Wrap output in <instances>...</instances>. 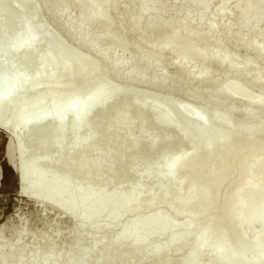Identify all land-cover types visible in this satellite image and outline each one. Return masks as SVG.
Masks as SVG:
<instances>
[{
  "label": "bare ground",
  "instance_id": "1",
  "mask_svg": "<svg viewBox=\"0 0 264 264\" xmlns=\"http://www.w3.org/2000/svg\"><path fill=\"white\" fill-rule=\"evenodd\" d=\"M41 1L43 0H39ZM119 1L82 0L85 4H94L95 7L81 14L75 24L94 25L99 18L98 6L104 7L106 13H111L117 8ZM226 1L220 0V5L225 4ZM243 1H246V6L240 9L239 4ZM249 1L251 0H236L237 5L233 10H236L235 21L238 25H233V21L229 23L233 29L234 26L245 25L246 29L251 31L254 25L264 22V0H259L260 4L256 8H250L247 4ZM123 2L128 9L130 0H122ZM141 2L161 5L164 0H141ZM208 2L209 0H190L184 2L182 6L184 12L188 8L187 13L191 10L189 13L196 12L191 13L195 15L206 12ZM38 3L36 0H0V111L9 107L21 89L32 86L31 92H38V87L34 86L32 81L40 82L52 73L54 79L39 93L35 103L26 102L22 108L16 110L7 123L0 119V129L11 133L18 144L17 153L13 154L11 146L8 149L9 161L18 171V197L30 200L33 205L41 209H52L63 216L66 215L78 230L79 227H88L90 235L97 237V240L92 243L86 238L84 241L83 236L79 235L80 232L79 236H75L73 244L76 247L78 246L76 243L83 241L81 252L74 253L76 251L74 247L75 251L71 252L72 254L64 262L61 256L66 249L63 250V247L62 250L58 249L59 251L50 249L46 255L38 258L37 249L33 246L23 258L14 261L12 254L15 249L5 254L1 252L3 244H0V264H34L35 260H37L35 264L37 262L53 264V260L54 264H195L197 256H201L200 264H220L219 258L218 261L211 262L206 259L213 258L221 250L222 255L228 254L227 262L221 264H264V186L259 194L254 192L264 183V148H258L260 145L258 142L264 136V132L256 125L258 119L264 115L262 110L264 97L260 98L261 100L257 101L254 107L249 106L244 111L241 109L242 117L239 119L243 121L240 120L238 124V118L237 123L233 121L236 119L233 115L236 116L240 109L235 105L238 102L245 104L248 98L246 95H231L229 92L220 94V89L213 87L209 88L210 96H204L206 94L199 89L207 83L211 72L210 65L221 68L224 56L233 52L231 50L230 53L231 48L227 46L228 50L223 48L221 39L209 38L211 34L214 37L213 33L219 26L220 19L223 21L226 17L227 20L228 14V17L232 15L228 11H232H218L217 16L215 15L217 19L213 15L214 19L211 18L208 22L196 17L195 26L197 25L198 28L206 26V32L209 34L201 30L200 32L193 30L190 23L194 20L192 21L189 13L187 17L190 23L185 21V13L184 21H180V27L178 25L179 29L166 34L164 40L169 47L181 41L182 34L187 30L194 31L184 38L183 46L187 48L206 44L209 39L216 40L210 44L212 47L208 46L199 53L198 56L203 59V66L192 65L189 69H184L181 67L187 62L184 56L175 55L167 48L156 50L153 47L154 37L156 36L157 39L158 35L166 31L162 27L161 20L147 17L146 7L136 11V16L133 19L129 18L124 29L121 24L118 25L119 14V17L114 16L112 20L101 26L99 31L108 32V37L102 41V43L107 42L105 43L107 46L96 50L94 59L97 61L85 63L84 51L88 48L84 47V51H75L76 49L72 50L68 44L66 45L59 34L55 35L51 26L41 22L42 5ZM79 3L80 0H68L57 7L45 9L46 14L64 16L68 21L70 11ZM45 6L43 4L42 7ZM141 26L149 30L147 37L139 32ZM232 26L229 25L228 28L225 26L226 36L237 34L238 28L235 27V32ZM118 27L122 30L115 32L114 29ZM112 31L115 32V38L118 33L120 38L123 36L125 39L124 35L128 33L135 35L137 44L144 42L147 47L146 54L138 59L142 67L159 70L162 65L160 63L168 57L171 65L177 66L178 76L186 82L189 81V84L195 83L192 87L194 89L190 92L185 90L187 94L180 95L177 94L180 90V87L179 90L177 87L180 85L178 78L173 79L171 88L164 89V84L172 82V77L170 79L169 76L158 74L154 79H146L137 68L124 73V67L117 63L120 54L118 52L119 50L124 52L130 44L125 40L126 46L123 39L113 44ZM249 33L246 32V35L237 39L238 42L240 40L241 45L248 46ZM65 36L78 48V44L82 41L87 46L98 43L95 37L80 32L68 33ZM55 39H58V44H53ZM137 46L135 51L138 49ZM219 48L223 50L221 56L214 54L215 51H220ZM262 49L264 43L252 47L251 51L255 58ZM106 53L111 54L113 58L109 66L105 63ZM62 59H66V63L61 69L55 70V65ZM253 60L248 58L243 63V67H246L249 73L238 79L239 84L245 85L250 81L259 85L264 83V69L258 74L252 72ZM262 62L264 64V59ZM98 63L104 64V70L101 68L102 65L98 68L100 66ZM163 63L165 65L166 61ZM240 67L241 64L228 66L219 74L224 73V78L233 82ZM81 69L87 72L85 76L66 82L67 77ZM53 70L55 71L52 72ZM106 74L110 75L108 82L104 79L108 77H105ZM90 79H95L97 83L89 86ZM111 79L114 82L119 83L120 80L121 82L115 84ZM14 83L17 84L16 87L8 94L10 91L8 88ZM82 88H86L87 92L75 93ZM61 93L63 95L58 105L39 108L37 112L29 115L24 114V111L42 105L46 99H53ZM71 93L75 95L71 96ZM148 93L162 96L159 101H150L145 97L150 101L147 102L144 94ZM179 95L187 99L186 106H175L173 101L177 102L176 98L178 99ZM231 99L234 103L229 104L228 110L221 114L216 110L218 115L213 116L214 109L218 107L220 109L222 105L225 108L224 105L228 104L226 101L230 102ZM93 107L95 108L92 110ZM251 112L259 114L256 115L257 117L249 118ZM163 116L170 124L177 126L186 138L183 139L171 125H167L168 127L158 125L156 119ZM41 119L44 120L43 125L32 129L29 139L22 138L20 141L19 137L21 138L25 127ZM249 119L256 121L248 124ZM153 134L159 139L155 146L149 143L150 138L155 137ZM77 135L79 138L87 136L88 141L83 143L78 139L79 141L76 142L74 137ZM165 137L169 138L166 140ZM53 138L57 140L59 149L52 146ZM241 147L245 149L247 147V152H244L245 149L241 151L243 156L247 153V157H250L247 162L243 156L241 161H238ZM70 150L72 152L66 159ZM42 158L50 159L52 164L40 162L39 159ZM29 176H32V183L29 181ZM251 177L256 178L250 181ZM112 179L115 180V184L112 183ZM201 180L206 181L200 185ZM49 181L52 185H46ZM230 181L231 183H228ZM111 183L112 186H109L111 188L101 189ZM64 184L72 185L69 194L63 192ZM244 190H248L246 194H243ZM83 192L85 195L79 196ZM195 193L201 198H194ZM37 199L46 201L50 207L38 205ZM208 199L210 211L207 208ZM112 202H116L112 211L105 212L87 224L85 221L87 216L98 211L100 206ZM220 203L223 204L222 208L217 210ZM240 203L246 208L244 209ZM167 204L170 205V209L166 212L161 211V214L139 220H136L138 217L134 219L131 217L130 222L129 219L127 220L132 215H139L143 208L146 210L148 207V210H151L155 206L165 207ZM208 214V221L203 224L198 218ZM182 217L191 220L186 225L177 227L174 219ZM125 220L126 224L127 221L131 224L128 231L133 232L132 238L127 237V230L118 228L119 232L112 231ZM134 220L136 221L133 222ZM166 223L169 226L163 227L160 232H154L157 227ZM216 224L219 226L212 230L211 227ZM95 227H99L101 233L95 234ZM178 230H183L184 233L182 231L172 239L164 237L168 232L173 233ZM212 236L216 237L215 245L210 241ZM146 244H152L151 248L147 249L144 246ZM188 247L192 248L193 252L185 254ZM55 257L59 259H54Z\"/></svg>",
  "mask_w": 264,
  "mask_h": 264
},
{
  "label": "rangeland",
  "instance_id": "2",
  "mask_svg": "<svg viewBox=\"0 0 264 264\" xmlns=\"http://www.w3.org/2000/svg\"><path fill=\"white\" fill-rule=\"evenodd\" d=\"M36 1H37V3L39 2V0H36ZM43 1L45 3H43ZM43 1H41V2L46 5L45 8L42 7L43 4L41 2L38 3L40 6L42 5L40 8V12H41L40 13V20L42 18V20H44V21L41 20V22H43V23L45 22L48 26H51L53 31L55 32V35L58 36V34H59L60 35L59 37L61 38V40L62 41L64 40L63 42L66 45L68 44V46H70V48L72 50L76 49L75 51H78V50L84 51L83 48L87 47L88 49H85L86 51H84L85 52V57H84L85 63H91V62L97 61L94 59L95 58L94 53L100 47L103 46V48H104L107 46V44H105L107 42L102 43V41H104L108 37V32L99 31V28L101 26L106 24L108 21L112 20L114 16L119 17V15H120V17H119L120 23H118V25L121 24L120 26L124 29L126 27L127 22L136 16L135 15L137 13L136 11H138L141 7H146L148 10L147 11V15H148L147 17L161 20L162 21V27L166 31L165 33L162 32L160 35H158L160 38L157 36V39H155L156 36L154 37L155 42L153 44V47L156 50L161 49V48H167V49H170V51H172L175 55L184 56L187 59V62L181 65V67H183L184 69H189L192 65H196L197 67L201 66L203 64V59L201 58V56H198L199 53L201 51H203L204 49L208 48V46H211L210 44H212L216 40H218L217 38L222 40L221 43H223V44H221V45H223V48H226L227 50H228V48H231V49H229V51H230V53L232 51L233 52L231 53V55L227 54V56H224V58L222 59V64L220 65V67L222 66L221 68H218L216 65H213V64L210 65L209 70L211 69L210 70L211 72H210V76L207 80V83L203 85L204 87H201L199 89L203 90V93L206 94V95L202 94L204 96H207V95L210 96V94H209L210 89L209 88H213V87H216V88L218 87L220 89V91H219L220 94L221 93L224 94V93L229 92L231 95H238V94L246 95L248 97L247 101H246L247 104L245 103L246 105L244 104V102L243 103L241 102L240 104L238 102L235 105V106H237L236 107L237 109L240 108L237 111L238 113L235 112L236 116H235V114L233 115V118H236V119H233V121H235V123H237V118L239 119L242 117L241 116L242 111L249 108V106L254 107L255 103L257 101L261 100L260 98L264 97V83L259 85V83L257 84L254 81H252V82L250 81L248 84L241 85L238 82V79L246 76L249 73L248 69L246 67H243V63H245L248 60V58H249V60L254 59L253 60L254 64L251 68L252 72L254 74H258V73H260L261 69L262 70L264 69V64L262 62L264 59V49L259 51V54L257 55L256 58L254 57V53L251 51L252 47L255 44L264 43V22L258 23L256 25H254V27L249 26V27H252L251 31L246 29L245 25H242L241 27L234 26L235 32H236V28H238L237 34L233 33L230 36H226V34H225L227 32L226 27L228 28L229 25L232 26L229 23H231L233 21V23H232L233 25H238L237 21H235L236 20V16H235L236 10H233V8H235V6L237 5L236 0H227L226 3L224 2L226 5L225 4L220 5V0H209V2H208L209 6H207V11L199 13V14H195V15H192V14L196 13V12H191L192 13L191 14V13H189V11H191V10H189L188 13H189L192 21L194 20L193 23L192 22L190 23L189 17H187L188 16L187 15L188 14L187 13L188 8H186V11L184 12V7H183L184 2H189L190 0H164V3H162L161 5L149 4L147 2H141V0H130L131 4L129 5L128 9H127V7L124 6V5H126V3L125 2L122 3V0H120L119 4L117 3V6H116L117 8L115 7L116 9L111 13H106L104 7L98 6L97 11L99 14V18L97 19L95 24L94 25L83 24L81 26H77V24H75V22L77 21L79 16H81V14H85L87 11H89V9L94 8L95 7L94 4H85L82 2V0H80V3L78 4V6L73 7V9L70 11L68 21H66L64 19V16H62V17L56 16V15L49 16L48 14H46L45 9H47V8L51 9V8L57 7L59 5H62L64 2H66L68 0H43ZM180 3H183V4H180ZM122 4H123V6H122ZM179 4L181 5L180 8H179ZM247 4H249L250 8H256L260 4V1L259 0H251ZM173 6H175V7H173ZM177 6H178V8H177ZM244 6H246V1H243L239 4L240 9L243 8ZM173 8H174V10H173ZM178 9H179V11H178ZM223 10L232 11V12L228 11V13H230V14L232 13V15L230 17H228L229 16V14H228L227 20L225 17V18H223V21L220 19V23L218 21L219 26H217V28H216L217 31L215 30V32L213 33L214 37L211 36L212 34L209 35V38L210 37L214 38V39L216 38L215 41H214V39L213 40L209 39L207 41L208 44L202 43V44L195 45L191 48H187V47L183 46L184 38L186 36L193 34L194 33L193 30H198L199 32L201 30V32L203 31L205 33H208V32H206V26H200L199 28L197 27V25L195 26V24L197 23L196 17H200L204 22H208V21H210L211 18L214 19V17H212L213 15L217 16L218 13H216V12L223 11ZM213 11H214V13H213ZM44 12H45V14H44ZM164 12H165V14H164ZM185 13H186V15H185ZM159 15L161 17L163 16V18H161ZM183 16L186 17L185 18V21L187 20L186 22H189L190 24H192L191 27H193V30L184 31V33L182 34L183 35L182 40L177 42L174 46L169 47L167 41L164 40L166 38L165 36H166V34L168 35L171 32L176 31V29H179V27H180L179 23H181L180 21H184ZM192 16H193V18H192ZM216 16H215V18H216ZM180 19H183V20H180ZM178 25H179V27H178ZM121 27H118V29H114V31L120 32V30H122V29H120ZM231 28L234 31L233 26ZM58 30L60 32H58ZM114 31H112L113 32L112 34L114 35L113 36V44H116V43H118L117 41L120 42V40L123 39V36H121V38H120V35H118V33H117V36L115 38V32ZM77 32H80L83 35H90V36L95 37L97 39L98 43L91 45V46H87L85 44V42L82 41L78 44V46L80 48L79 49L76 46V44L74 45V43H71L70 40H68L69 38L65 36L68 33H77ZM139 32L140 33L142 32L141 34H143V36H145V37H147L149 34V30L144 29V27H142V26L140 27ZM246 32L247 33L250 32L249 33L250 43H248L247 47L244 45H241L240 40H239V42L237 40V39H239V37L246 35ZM162 36H164V37L162 38ZM230 37H232V38L230 39ZM117 38H119V40ZM124 38L125 39H123V41L125 42V40H126V42L128 44H130V45H128L129 47H127V49H124V52H123V50H122V52H120V50H119V52L117 51L118 53L121 54V55L119 54L117 63L124 67L123 68L124 73H127V70H130L132 68H137L139 70V72L146 79H154L158 74H163V75L169 76L170 79L172 77V79H171L172 82H166L163 86L164 89L171 88L172 84H173V79L176 80L178 78L177 80H180V85L177 87H178V90L180 87V90H179V92H177V94H180V95H182V94L186 95L187 93L185 90H188L190 92V90L194 89L192 87L195 86V83L193 84V82H192L191 84H189L190 83L189 81L186 82L185 79L178 76L176 73L177 66L171 65V63L169 61L170 59L168 57L164 58V61H166L165 65L163 63L164 61L162 63H160L162 65H161V68L159 67V70L155 71L150 67H148V68L142 67L139 64L138 59L146 54V51H147L146 45L144 44V42L142 44L141 43L137 44L138 42L136 40L135 35H133V34L127 33L124 35ZM152 41H153V38H152ZM126 42H125V45L127 46ZM134 42L138 46H140V48L137 45H135ZM58 43H59L58 39L53 40V44H58ZM136 46L138 49H136V51H135ZM226 49H224V51H226ZM219 50L220 51H215L214 54L221 56L223 53V50L220 48H219ZM133 51H135V52H133ZM106 54L107 55H105L106 56V58H105L106 62L105 63L107 66H109L110 64H112L113 58H112L111 54H108V53H106ZM252 54H253L254 58L252 57ZM167 60H168V62H167ZM66 61H67L66 59L60 60L59 63L55 65L54 69L55 70L61 69V67L64 65V63H66ZM166 64H168V65H166ZM236 64H241V67H240L238 75L235 77V81L232 82L230 80L225 79L223 76L224 73L222 75L219 74V73H222L223 68H226L228 66H234ZM98 65H100V66H98V68H100L102 65L101 68L104 70V64L103 63H98ZM55 70H53L52 72H54ZM86 74H87V72L84 69H81L77 73H75L74 75H70L69 77H67L66 82L75 81L78 78L85 76ZM106 76H108L107 78H104L106 80V82L110 81V79H109L110 75L106 74L105 77ZM53 79H54V74L52 73V74L46 76L40 82L39 81H37V82L32 81V84H34V86L38 87L37 88L38 92L32 93L31 92L32 86L25 87L24 89H21L20 91H18L16 97L9 104V107L6 110L0 111V119L2 121H5V123H7L11 120V117L14 116L16 110L22 108L26 102L31 101L32 103H35L37 100L36 98L39 96V93L43 89H45L46 86L49 85L53 81ZM89 82H91V83H89V86L97 83V81H95V79H93V80L90 79ZM120 82H121V80H120ZM113 83L119 84L117 81H115V82L113 81ZM104 84H106V83L104 82ZM80 91H76L75 93L84 94L85 92H87V89L82 88ZM75 93H71L72 94L71 96H74ZM247 94H250V95L248 96ZM62 95H63V93L56 95L53 99H46L42 103V105L36 106V107L32 108L31 110L24 111V114L29 115V114L37 112V110H39V108H45V107H48L50 105H58L60 100L62 99ZM161 96L162 95H153L152 93H148V94H144V99L146 100V98H147V99H150V101H156V100L159 101L161 99ZM178 99H180V101ZM178 99L176 98L177 102L173 101L175 106L183 107V106L187 105L188 101H187V99H185V97L182 98V96H180V97H178ZM229 100L226 101L228 104L226 103L227 105H224L225 108L223 107V105H222V107H220L221 111H220V109H218L219 107L214 109V111L212 112L213 116H217L218 115L217 113L221 114V113H224L226 110H228L230 105L232 103H234V101L232 99L230 102H229ZM150 101H147V102H150ZM241 109H242V111H241ZM262 110L264 111V108H262ZM257 114H259V113H256V114L253 113L252 114V112H251V113H249L248 117L249 118L257 117L256 116ZM237 115H238V117H237ZM240 120L241 119L238 120V124L240 123ZM242 121L243 120H241V122ZM253 121H256V120L249 119V123L248 122L247 123L248 124L254 123ZM256 125L258 128H262L263 129L262 132H264V115H262L258 119V121L256 122ZM258 143H260V145H258L259 149H261L262 147L264 148V136L261 138V140ZM5 144H6V139H5L4 135L2 133H0V175H1V180H0V244L1 245L3 244V246H2L3 250L1 252H4L5 254H7V253H9V250L15 249L14 253L12 254L13 259L15 261V260H19L20 258H23L26 254H28L29 250H31L33 248L37 249L36 254L38 253L37 255L39 258V256L42 257L43 255H46L47 252L50 251V249H55V250L57 249V251H59L58 249H61V247H63L62 248L63 250L66 249L63 252L64 254L61 256V259L64 262L73 253V251H75V248H76V251L74 253L81 252V250H82L81 247H82L83 241L82 242L80 241L79 244L76 243V245H78L76 247H75V244H73V242L75 241V239L77 237L76 235H78L80 232L82 234L80 233L79 235L83 236L82 238L84 239V241L87 238V239H90V241L92 243H94L97 240V237H92L90 235V232L88 231L89 230L88 227H85V228L79 227V230H78L77 227H75L70 222V220L67 218L66 215L63 216V215H61V213H57V211H54L52 209H47V208H43V207H42L43 209H41V208L37 207V205H35V204L33 205V203L30 200L18 197L19 196V193H18L19 188H18L17 175L14 173L13 168L7 164V162L4 158ZM242 149L244 150L245 147H241V149L239 151L240 156L238 158V161L240 162L241 161L240 159H242L244 157L247 159L246 160V162H247L250 157H247V153H246V156H243L242 155L243 152L241 153ZM245 150H244V152H247V147ZM98 151H100V150H98ZM244 155H245V153H244ZM259 156H260V154H259ZM244 162L245 161H242V163H244ZM256 177H251L249 180L253 181ZM209 178L210 177L208 176L207 179H209ZM240 179H241V177H240ZM112 180H113L112 183L115 184L116 183L115 180L114 179H112ZM205 181L206 180H201L200 185H201V183L203 184ZM112 183L109 185H104V187L101 189L107 190L108 188H111L109 186H112ZM228 183H231V181ZM233 183H234V181H233ZM47 184L52 185L50 181L46 182V185ZM218 186H219V184H218ZM263 186H264V183L261 184L260 187L256 188V190H254V192L259 194L262 191ZM71 190H72V185L64 184L63 192L65 194H69L71 192ZM247 191L248 190H244L243 194H246ZM84 192L79 194V196H84L85 195ZM130 192H132V191H130ZM238 192L240 193V191H238ZM76 194H78V193H76ZM129 195H127V196H129ZM124 196H125V194H124ZM194 198L200 199L201 197L199 194L195 193ZM206 202H207V208L210 211L211 210L210 200L208 199V200H206ZM222 203H224V202H222ZM222 203L219 204L217 210L222 208V206H221V205H223ZM240 204L243 205L244 209L246 208V206L243 203H240ZM143 205L147 206V204H145V203H143ZM115 206H116V202H112V203L107 204L105 206L102 205V206H100V209L98 211H95V212L91 213L90 216H87L85 218V221L88 224V222L90 220L100 217L105 212L112 211L115 208ZM98 208H99V205H98ZM253 208L257 209L256 207H253ZM169 209H170V205H168V204L165 207H160V206L156 207L155 206L151 210H148V207L146 210L143 208L140 210L139 215L138 214L134 215V216L132 215V216L128 217L127 220L131 217H133V219L138 217L136 220H139L141 218L143 219V218H146L149 216L161 214L160 213L161 211L166 212ZM209 214L204 216V217L201 216L198 219L203 224H205L208 221ZM183 218L184 217L178 218L177 220L174 219L177 222V224H176L177 227L186 225L188 223V221L191 220V219L188 220V218H184V219ZM136 220H134L133 222H135ZM130 221H132V220L129 219V222ZM112 222H115V221L112 220ZM122 222H124L123 225H122ZM122 222L120 223V225H118V227L117 226H116V228L114 227L115 229H113L112 231L114 233H115V231L119 232L118 228L123 230V231L127 230V232H126L127 237L132 238L133 232L128 231L131 224L128 223V221L126 224V220L122 221ZM165 226H169V224L166 223V224L160 225L159 227H157L154 230V232H160L163 229V227H165ZM218 226H219V224H216L213 227H211V229L215 230ZM183 230H178V231L173 232V233H170L171 232L170 231L164 237L172 239V238L178 236L179 234H181V232ZM202 231H204V229ZM94 232H95V234H99V233H101V229L99 227H95ZM183 233H184V231H183ZM209 233L211 234L210 231H209ZM46 238L48 240L47 242H46ZM215 239H216V237L212 236V238L210 240L213 245H215L214 244ZM202 240H204V239H202ZM146 245H144V246L147 249L151 248V246H152V244H148L147 246ZM31 247H33V248H31ZM192 252H193L192 248H190V247L186 248V250H185V254H190ZM222 254L223 253L221 250L219 252V254L214 255L213 258H207L206 259V257H205V259H206V261L208 260L211 262V261H218L217 259L219 258L220 264L222 262H227L228 254L227 255H222ZM200 257L201 256H197L195 258L196 259L195 264H200L202 262ZM56 258H58V257H55L54 259H56ZM58 259H57V261H60ZM36 261L37 260L34 261V264ZM37 264H38V262H37ZM53 264H54V260H53Z\"/></svg>",
  "mask_w": 264,
  "mask_h": 264
},
{
  "label": "water",
  "instance_id": "3",
  "mask_svg": "<svg viewBox=\"0 0 264 264\" xmlns=\"http://www.w3.org/2000/svg\"><path fill=\"white\" fill-rule=\"evenodd\" d=\"M16 85L17 84L14 83V85H12L11 87L8 88V89H10L8 94H10L13 91V89L16 87ZM94 108L95 107H93L92 110ZM43 122H44L43 119L38 120V121L36 120L30 126H28V127L26 126L25 129H24L23 134L21 135V138L19 137V140L21 141L22 138H24V140L29 139L30 134L32 133V129H34L36 127H39L40 125H43ZM156 122H157L158 125H161V126H164V127H168L167 125L173 126V129H175L181 135V137L183 139L186 138L185 135L179 130V128L177 126L170 124L169 120L166 117L163 116L162 118L156 119ZM0 133H2L4 135V137H5V139H6L4 158H5L6 162H7V164L13 168L14 173L17 175V172H18L17 169L14 166H12L10 161H9V150H8L9 147L11 146L13 154L17 153V146H18L17 141H16L15 137L11 133H9L8 131L0 129ZM155 137L150 138V142L149 143H151L152 146H155L158 143V141H159L158 137L157 136H155ZM74 138H75L76 142L79 141L78 139L82 140L81 142H83V143L88 141V137L87 136L79 138V136L77 135ZM168 138L169 137H165L166 140ZM56 142H57V140L53 138L52 139V146L54 148H58V143H56ZM81 142L79 144H81ZM74 150H76V149H74ZM71 152H72V150H70L69 153L66 155V159L69 158V155L71 154ZM58 155H60V154H58ZM39 161L44 163V164H50V165L52 164V161L50 159H47V158L39 159ZM55 164H57V161L55 162ZM29 181L31 183L33 182L32 176H29ZM25 183H27L26 179H25ZM18 186H19V183H18ZM37 200L39 201L38 205L50 207V205L48 203H46V201L40 200V199H37ZM99 261L100 260H98V262Z\"/></svg>",
  "mask_w": 264,
  "mask_h": 264
}]
</instances>
